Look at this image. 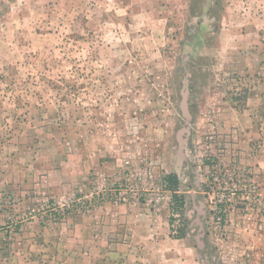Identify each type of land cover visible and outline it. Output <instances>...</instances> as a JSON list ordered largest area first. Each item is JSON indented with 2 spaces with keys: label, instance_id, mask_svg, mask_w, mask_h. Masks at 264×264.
<instances>
[{
  "label": "rangeland",
  "instance_id": "374dc122",
  "mask_svg": "<svg viewBox=\"0 0 264 264\" xmlns=\"http://www.w3.org/2000/svg\"><path fill=\"white\" fill-rule=\"evenodd\" d=\"M0 264H264V0H0Z\"/></svg>",
  "mask_w": 264,
  "mask_h": 264
},
{
  "label": "trees",
  "instance_id": "16d2710c",
  "mask_svg": "<svg viewBox=\"0 0 264 264\" xmlns=\"http://www.w3.org/2000/svg\"><path fill=\"white\" fill-rule=\"evenodd\" d=\"M165 181L168 182L169 186L168 188L172 191L173 195V201L174 204L176 203V208L175 211L177 212V214H182L183 213V209L185 207V199L183 196L181 195H177V189H178V185L180 182V177L177 173H169L166 177H165ZM184 230V229H181ZM186 235V233L182 232L180 237H184Z\"/></svg>",
  "mask_w": 264,
  "mask_h": 264
},
{
  "label": "water",
  "instance_id": "95a60500",
  "mask_svg": "<svg viewBox=\"0 0 264 264\" xmlns=\"http://www.w3.org/2000/svg\"><path fill=\"white\" fill-rule=\"evenodd\" d=\"M182 109H183L185 115L189 118V115H188V113H187L186 97H185V100H184V102H183V104H182ZM187 121H188V120H187ZM184 132H187V129H186V128L184 129ZM181 141H182V140H181ZM182 142H184V141H182ZM180 155H181V154H180Z\"/></svg>",
  "mask_w": 264,
  "mask_h": 264
}]
</instances>
